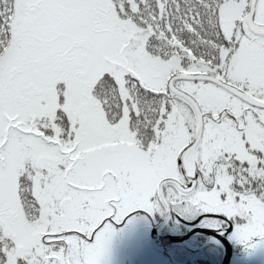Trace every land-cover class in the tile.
<instances>
[{"label":"snow or ice","instance_id":"obj_1","mask_svg":"<svg viewBox=\"0 0 264 264\" xmlns=\"http://www.w3.org/2000/svg\"><path fill=\"white\" fill-rule=\"evenodd\" d=\"M136 212L264 242V0H0V264Z\"/></svg>","mask_w":264,"mask_h":264},{"label":"trees","instance_id":"obj_2","mask_svg":"<svg viewBox=\"0 0 264 264\" xmlns=\"http://www.w3.org/2000/svg\"><path fill=\"white\" fill-rule=\"evenodd\" d=\"M161 216L162 215L154 216V221L158 222ZM183 219L186 221H194L197 218L185 217ZM208 224L209 222L204 219L201 223V226L205 228H211L208 226ZM191 229L192 227L181 223L179 220L173 217L163 228L162 233L165 235L171 234L179 236L188 233ZM231 236L230 240L234 246V259L232 264H249L250 261L248 260V257L254 252L257 244H263V242L257 240L255 247H246L245 245L239 244L235 240L231 239ZM143 240L144 242L139 241L136 243L137 247H139V249L136 248L138 251L146 252L147 250H152L154 255L161 253L158 249L151 246L148 239ZM206 241L207 238L199 237L193 238L187 243L190 247H201ZM163 252L165 253L163 255L169 260L171 264H221L223 258V251L220 248V245L216 242L209 244L207 247L198 252H191L190 250L183 247H168ZM137 258L139 260V264H145V262L142 261V258H145L143 255L137 256Z\"/></svg>","mask_w":264,"mask_h":264},{"label":"rangeland","instance_id":"obj_3","mask_svg":"<svg viewBox=\"0 0 264 264\" xmlns=\"http://www.w3.org/2000/svg\"><path fill=\"white\" fill-rule=\"evenodd\" d=\"M129 220H127L122 229L116 230L117 235L111 243L105 264H139L137 256L141 255L145 257L142 258L145 264H171L163 255L165 254L163 251L154 255L152 250H147L146 252L137 250L139 247L135 244L136 240L133 238V235L136 233V230L140 231L141 229L147 234L149 230L147 222L151 221V219L147 216H140L139 220L137 218ZM121 224L119 225L121 226ZM143 232L139 236L146 237ZM248 260L250 261L249 264H264V242L263 244H257Z\"/></svg>","mask_w":264,"mask_h":264},{"label":"water","instance_id":"obj_4","mask_svg":"<svg viewBox=\"0 0 264 264\" xmlns=\"http://www.w3.org/2000/svg\"><path fill=\"white\" fill-rule=\"evenodd\" d=\"M175 215L179 220L183 222V220L176 214L172 215H164L160 222L157 225H154L151 231V241L154 246L159 248H165L168 246H186V242L191 238L197 235H204L208 236L210 239H216L225 247L226 254L222 264H231V260L233 257V248L228 239L229 234L231 231L225 230L224 235H221L219 231L210 230V229H202V228H195L187 235L184 236H173V235H162L161 229L162 227L167 224L170 218ZM202 218H199L196 222L191 223L190 225L196 226Z\"/></svg>","mask_w":264,"mask_h":264},{"label":"flooded vegetation","instance_id":"obj_5","mask_svg":"<svg viewBox=\"0 0 264 264\" xmlns=\"http://www.w3.org/2000/svg\"><path fill=\"white\" fill-rule=\"evenodd\" d=\"M134 215V218H137V217H140V216H147V217H149L150 219H151V221L153 220V218H152V216L150 215V214H148V213H144V212H136V213H133ZM186 221V220H185ZM187 222H192V221H187ZM116 226H118V225H116ZM187 226H189L188 224H187ZM118 228V227H117ZM193 228V227H192ZM199 237H203V236H199V235H197L195 238H199ZM192 248H195L196 250H194L193 252H198V247H192ZM220 248L222 249V251H223V248L220 246ZM192 252V251H191Z\"/></svg>","mask_w":264,"mask_h":264}]
</instances>
